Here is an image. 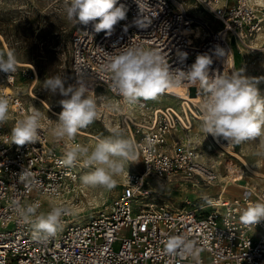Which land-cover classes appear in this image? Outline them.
I'll list each match as a JSON object with an SVG mask.
<instances>
[{"label":"built area","instance_id":"built-area-1","mask_svg":"<svg viewBox=\"0 0 264 264\" xmlns=\"http://www.w3.org/2000/svg\"><path fill=\"white\" fill-rule=\"evenodd\" d=\"M189 1L191 6L185 0H148L158 15L149 29L138 30L125 29L138 12L134 0H119L128 6V18L112 35L96 33L94 23L99 21H94L80 24L71 38L72 83L81 80L86 85L97 100L96 118L117 121L134 144L132 162H142L140 170L125 172L111 209L87 222L73 218L74 191L91 168L84 167L83 156L72 166L63 163L64 152L73 144L87 146L81 139L84 133L78 129L73 140L53 136L58 115L48 107L42 112L29 95L30 83L37 79L33 65L18 62L11 79L0 73V95L9 99L7 120L0 124V264H264V220L244 225L239 219L247 203L264 202V189L244 181L239 195L227 197L228 183L220 181L219 168L206 164L193 142L195 114L180 111L182 120L172 108L143 98L129 104L113 91L111 76L103 69L107 57L100 48L109 53L127 46L155 49L176 67L177 49L188 53L185 63L190 66L198 54H211L219 45L226 56L212 57L210 75L232 72L234 53L256 49L254 44L264 35V0ZM7 52L0 37V53ZM33 107L41 112L37 141L11 144L15 122ZM22 169L32 173L36 186L19 181ZM216 184L220 187L215 194L196 195ZM184 185L192 193L179 205L163 199L162 191ZM13 201L22 206L39 201L37 214L52 207L65 209L56 234L38 239L35 217L25 221L14 211ZM172 239L179 244L170 251ZM189 243L191 251H186Z\"/></svg>","mask_w":264,"mask_h":264},{"label":"clouds","instance_id":"clouds-1","mask_svg":"<svg viewBox=\"0 0 264 264\" xmlns=\"http://www.w3.org/2000/svg\"><path fill=\"white\" fill-rule=\"evenodd\" d=\"M134 3L138 8L137 15L125 29L129 26L138 30L149 29L158 15L156 8L151 7L148 0H134ZM128 12V6L119 3V0H70L66 7L69 21L76 20L83 25L99 21L94 23L95 32H105L108 36L112 35L119 22L127 20ZM100 49L107 57L103 69L111 76L113 91L118 92L127 103H136L141 98L151 99L165 90L192 85L203 96L200 126L207 137L210 135L218 142L227 141V144H240L264 136V95L258 88L264 77L245 76L243 70L210 75L212 57L226 56L219 45L215 46L211 54H198L190 66L185 63L188 53L177 49L176 67L155 49L127 46L119 48L116 53ZM17 63L14 50L0 53V73H4L7 79H11ZM43 85L45 91L63 97L59 101L62 111L54 122L55 127L51 129L55 138L73 140L78 129L94 122L97 100L81 80L70 83L67 77L55 75L45 78ZM8 111L9 99L0 95V124L7 120ZM40 120L41 112L35 107L30 114L18 119L10 133L11 144L23 146L35 143L39 137ZM81 156L84 157V167L92 169L80 178L82 185L111 189L116 186L115 177L124 171L125 162L134 159V144L120 134L98 138L91 149L73 144L64 152L63 163L72 166ZM18 179L26 186L34 187L38 183L32 178V173L24 169L18 174ZM13 205L14 211L25 221L35 217L32 222L35 235L40 240H47L56 234L65 211L62 207H52L46 214H37L39 201L27 206L13 201ZM239 219L244 225H256L264 220V202L247 203L240 209ZM178 244V240H170L169 250ZM191 248V243L185 245L186 251H191Z\"/></svg>","mask_w":264,"mask_h":264},{"label":"rangeland","instance_id":"rangeland-1","mask_svg":"<svg viewBox=\"0 0 264 264\" xmlns=\"http://www.w3.org/2000/svg\"><path fill=\"white\" fill-rule=\"evenodd\" d=\"M185 1L188 5H192L190 3L191 1ZM69 4L70 0H0V36L6 41L9 50L15 51L19 63L31 64L35 67L38 81L33 91L48 104L51 110L58 114L62 111L59 101L63 99V97L59 94L52 95L50 92L45 91L43 81L47 77L60 75L62 77H67L69 82L72 83L70 42L73 34L78 30L80 23L76 20L69 21L67 19L66 7ZM210 20L212 21V19ZM254 46L256 47L254 50L245 49L243 52L236 54V70H243L245 76L257 78L264 77V35ZM243 53H245V57ZM37 79H35V81ZM35 81L30 84H33ZM258 88L261 94L264 95V81L258 85ZM189 90L187 94L191 98L201 97L202 101L197 103V107L194 108L198 114H201L203 96L198 94L196 89ZM22 92H26V90L24 89ZM157 95L149 99L151 104L157 105L160 108L172 106L180 112V100L174 97L172 98L171 95L161 94V98ZM35 104L42 112L46 113L45 107L40 102L36 101ZM191 122L192 127L190 134L193 142L195 143L197 141L195 145L203 152V158L206 164L212 166L214 165V161L217 163L221 162L222 165L218 167L220 174H224L227 164L231 165L235 163V165L242 167V164L236 162L235 157H233L230 152L227 154L224 153L223 158L225 159H220L218 157L221 153L225 152L220 146H228L227 141L220 140L218 142L210 135L207 137L201 129V121L193 118ZM79 131L97 138L120 134L128 139V135L118 128V122L108 118L105 120L95 118L92 124L80 128ZM81 139L87 143V147L90 149L94 147L96 142V140L86 135L82 136ZM211 140L214 141V150L206 153L208 145H211ZM262 142H264V136L257 137L253 140H246L240 144L230 143L231 147H228L231 148L234 153H246L248 160L250 162H255L258 156L264 158V143ZM135 168L138 170L142 168L140 158L134 162H125L124 171L115 177L117 183L116 186L111 189L103 186H88L85 188L80 181L74 191L75 202L73 218L76 221L81 219L87 222L92 217L102 212L109 211L119 194L120 188L118 184L123 182L125 172L132 171ZM91 170L92 169L87 170L86 173ZM248 177L249 178H245L244 181H250L251 184L262 189L261 186L264 183L254 180L250 174ZM240 184L245 183L240 182ZM186 186L187 185L179 187L184 189L162 191V193L166 194L163 199L174 205H179L181 200L185 199L184 196L192 193V189H189L187 192L185 191L188 190L185 189ZM219 187L220 184H216L209 189L202 188V190L196 192V195L215 194ZM231 187L241 193V189L237 185H230V188ZM233 196L234 194L232 195V193L227 192V197L231 198ZM190 197L193 196L190 195Z\"/></svg>","mask_w":264,"mask_h":264},{"label":"bare ground","instance_id":"bare-ground-1","mask_svg":"<svg viewBox=\"0 0 264 264\" xmlns=\"http://www.w3.org/2000/svg\"><path fill=\"white\" fill-rule=\"evenodd\" d=\"M2 41L4 42L7 50L9 51V48H8V45L6 43V41L4 40V38L2 36H0ZM260 40V39H259ZM256 48V47H255ZM236 54L237 53H234V59H233V64H232V69L233 71H236V66H237V59H236ZM244 57H245V53H243ZM37 81L38 79L31 85V87L29 88V95L35 99V101H38L40 102L44 107H48L49 109H51L48 104L42 99L40 98L38 95H36L34 93V88L35 86L37 85ZM188 90H186L184 87L182 88H177V89H171L170 91V95L172 96V98H177V100H180L179 101V108H180V111L184 112L187 114V116H190V113L193 112L195 114L194 118L197 119L198 121H201L200 119V116L201 114H198L196 112V110L194 109L195 107H197V103L201 102V97H197V98H191L190 96H188L187 94ZM190 92V90H189ZM159 98L162 97V95H157ZM170 108H172L181 118L182 120L183 117L181 116V114L178 112V110L172 106H169ZM53 111V110H52ZM54 112V111H53ZM56 115H58V113L54 112ZM110 121V120H109ZM111 123V122H110ZM199 127V126H198ZM117 128V127H116ZM112 132V131H111ZM84 135L88 136L89 138H93L94 140H97L98 138L93 136V135H90V134H86L84 133ZM195 135V134H194ZM214 139V138H213ZM216 140V139H215ZM197 142V141H196ZM195 142V143H196ZM211 145H208L207 147V151L206 153H209L211 151H213V144H214V141L211 140ZM91 145V144H90ZM221 145V144H219ZM221 149H223V153L220 154V156H218L220 159L223 158L224 156V153L227 154L230 152V154L235 157V161L236 162H240L242 164V167H239L238 165H235L234 164H227L226 167H225V172L224 174H220V181H224L225 184L228 183V187L225 186V184L223 185V188L225 186V191L226 193H232V195H239L238 193H240L239 191L235 190V189H232V187L230 188L229 184L230 183H233L234 185H237L240 187V181L241 182H244V179L245 178H249L248 175L250 174L251 177L254 179V180H257V181H261L262 183H264V158L261 157V156H258L257 159L255 160V162H250L248 160V156L246 153L244 152H241V153H234L231 148H229L228 146L226 145H223L221 147ZM258 149V147H257ZM228 151V152H226ZM202 152V151H201ZM203 153V152H202ZM215 153V152H214ZM203 156V154H202ZM204 157V156H203ZM204 159V158H203ZM225 159V158H223ZM134 160V159H133ZM133 160H130V161H133ZM215 160V159H214ZM128 162V161H127ZM213 162V161H212ZM228 162V161H227ZM210 165V164H209ZM219 165H222L221 162H216L214 161V165L216 168L219 167ZM211 166V165H210ZM227 168V169H226ZM79 184V183H78ZM260 184V183H259ZM80 187V186H79ZM85 188H87L88 186H83ZM262 189H264V184H262ZM90 191V190H88ZM227 195V194H225ZM78 222H84L83 220L81 219H78L77 220Z\"/></svg>","mask_w":264,"mask_h":264}]
</instances>
